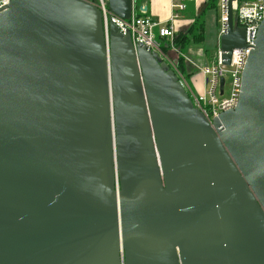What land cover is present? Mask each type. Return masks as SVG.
Segmentation results:
<instances>
[{"label":"water","instance_id":"1","mask_svg":"<svg viewBox=\"0 0 264 264\" xmlns=\"http://www.w3.org/2000/svg\"><path fill=\"white\" fill-rule=\"evenodd\" d=\"M231 1L224 65L245 45ZM108 9L127 19L131 0ZM0 264H264V19L235 107L209 121L156 51L112 22L105 40L90 0H9Z\"/></svg>","mask_w":264,"mask_h":264},{"label":"built area","instance_id":"2","mask_svg":"<svg viewBox=\"0 0 264 264\" xmlns=\"http://www.w3.org/2000/svg\"><path fill=\"white\" fill-rule=\"evenodd\" d=\"M101 12L105 40L108 34L109 22L114 23L124 34L129 33L133 43H141L147 49L156 51L162 59L167 61L173 68L172 61L161 50L162 40L168 41L172 45V39L176 32L175 20L180 17V12L184 11L188 3L197 0H171V14L165 23L154 20L146 12L143 5H139L137 0H131V13L127 19H121L112 14L108 9V0H90ZM9 0H0V9L5 7ZM227 2L228 0H217L216 4V40H217V60L212 64H205L201 67L204 76L203 88L201 92H193L186 88L183 79L179 80L187 91L193 105L210 121L217 117L222 111L233 109L237 103L241 91V72L246 57L253 47L255 35L259 22L264 19V0H232L231 11L233 24L243 27L245 30V45L243 48L233 49L231 52L230 64L224 65L220 59L219 39L227 32ZM225 74L230 75L229 89L225 94L226 83ZM223 78V84L220 79Z\"/></svg>","mask_w":264,"mask_h":264},{"label":"crops","instance_id":"3","mask_svg":"<svg viewBox=\"0 0 264 264\" xmlns=\"http://www.w3.org/2000/svg\"><path fill=\"white\" fill-rule=\"evenodd\" d=\"M203 2L204 0H197L196 2L190 3L192 5L191 8L193 11L191 15L193 14L196 15L201 10L202 5L204 4ZM139 5H143V7L146 6L147 14H149L154 20L159 21L161 23H165L168 20L172 11L171 0H141ZM192 20H193V16L180 14V17L177 20H175L174 23L175 30L178 31V30L186 29L190 25ZM205 42H206V36H205V22H204L202 41L199 43L198 42L190 43L186 47L184 53V58L187 61L188 65L185 71L183 72V76L181 77L183 79L184 84H186V88L191 89V91L193 92H195L196 90L193 89V86H195V80L193 77H190L193 85H189L186 77L188 75H191L193 72H199L202 79V88H203L204 76L202 75L201 67L204 66L205 64H208V60H207L208 49L207 46L205 45ZM216 60H217V54L215 57V61Z\"/></svg>","mask_w":264,"mask_h":264},{"label":"trees","instance_id":"4","mask_svg":"<svg viewBox=\"0 0 264 264\" xmlns=\"http://www.w3.org/2000/svg\"><path fill=\"white\" fill-rule=\"evenodd\" d=\"M206 4V8L203 11H199L193 16L192 22L186 29L175 32L172 45L168 41H160L162 52L168 57L172 54L171 57L174 59L176 70L181 76H183V72L188 65L184 58L186 47L190 43H199L202 41L204 30L203 14L206 9L215 7L214 0H206Z\"/></svg>","mask_w":264,"mask_h":264},{"label":"rangeland","instance_id":"5","mask_svg":"<svg viewBox=\"0 0 264 264\" xmlns=\"http://www.w3.org/2000/svg\"><path fill=\"white\" fill-rule=\"evenodd\" d=\"M137 1H138V3L141 2V0H137ZM214 2H215V6H216L217 0H214ZM203 3H206V0H204ZM191 7H192V5L190 3H188L187 8L184 11H181L180 14L194 16V14L191 15L193 12ZM215 19H216V7L206 9L204 14H203V20L205 22V36H206L205 45L207 46V49H208L207 50V60H208L209 65L213 64V62L215 61V57H216L215 52L217 49V40L215 38V35H216ZM171 56H172V54H171ZM171 56L169 55V58L172 61H174V59ZM171 64H172L173 68L176 70V67L173 65L172 62H171ZM178 74L180 75V73H178ZM225 76H226V83L224 86V90H225V94H226V92L229 89L230 75L225 74ZM190 77H193L195 80V86H193V89H196L195 92H201L202 79H201L200 73L199 72H193L191 75H188L186 77L189 85H193Z\"/></svg>","mask_w":264,"mask_h":264}]
</instances>
